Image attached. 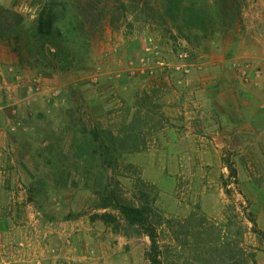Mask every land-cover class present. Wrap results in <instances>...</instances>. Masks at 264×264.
I'll return each instance as SVG.
<instances>
[{"label":"rangeland","instance_id":"374dc122","mask_svg":"<svg viewBox=\"0 0 264 264\" xmlns=\"http://www.w3.org/2000/svg\"><path fill=\"white\" fill-rule=\"evenodd\" d=\"M52 1L0 0V264H151L148 236L99 218L118 213L98 208V174L152 208L164 264H264V0L191 42L148 0H99L91 66L70 77L3 37ZM93 131L126 146L117 167H86Z\"/></svg>","mask_w":264,"mask_h":264},{"label":"trees","instance_id":"16d2710c","mask_svg":"<svg viewBox=\"0 0 264 264\" xmlns=\"http://www.w3.org/2000/svg\"><path fill=\"white\" fill-rule=\"evenodd\" d=\"M53 0L44 7L34 21L19 19V25L10 27L3 35L22 65L39 69L51 75L75 76L87 71L92 63V52L96 34L102 29L105 13L101 2L96 0L90 5L77 3L76 0ZM121 6L126 9L123 0ZM142 1V0H140ZM158 8L151 7L153 0L145 2L146 7L156 10L159 16L170 24L186 41H202L219 34L230 33L239 15V3L236 0H154ZM76 3V4H75ZM93 6L96 7L93 8ZM107 8V7H106ZM8 28V27H6ZM94 152L91 159L84 161L86 167L106 172L117 167L119 155L125 148L117 147L118 140L113 133L102 138L93 131ZM128 138L136 140L135 133ZM84 164V165H85ZM236 175L235 170H232ZM98 174L96 186L99 187L98 208L111 209L118 213H104L99 218L109 225L124 222L134 227L151 240L147 259L151 264H164L159 245L158 228L154 223L156 214L151 207L127 204L110 184H101Z\"/></svg>","mask_w":264,"mask_h":264},{"label":"crops","instance_id":"0c3cea01","mask_svg":"<svg viewBox=\"0 0 264 264\" xmlns=\"http://www.w3.org/2000/svg\"><path fill=\"white\" fill-rule=\"evenodd\" d=\"M0 74H1V70H0ZM4 83L5 82H2V79L0 78V92L1 91H3L4 89ZM15 88V87H14ZM244 94V93H243ZM244 97H246L245 95H243ZM257 116H259V115H257ZM256 116V118H255V120H254V122H252V124H254L257 128H259V126L258 125H260L259 124V118H260V116L259 117H257ZM260 119H262V118H260ZM207 121H208V119H207ZM262 122V121H261ZM260 122V123H261ZM5 124V122H4V117H1L0 116V125H4ZM262 125V124H261ZM3 137H5L4 135H3V133L0 135V150H2V148H5V147H3V145L1 144L2 142V140H3ZM72 260H74V258H71ZM76 260V259H75Z\"/></svg>","mask_w":264,"mask_h":264},{"label":"built area","instance_id":"2783aa9c","mask_svg":"<svg viewBox=\"0 0 264 264\" xmlns=\"http://www.w3.org/2000/svg\"><path fill=\"white\" fill-rule=\"evenodd\" d=\"M12 131H15V128H12Z\"/></svg>","mask_w":264,"mask_h":264}]
</instances>
